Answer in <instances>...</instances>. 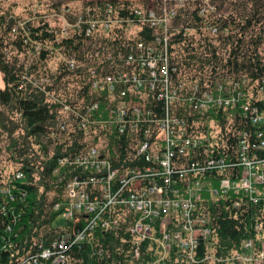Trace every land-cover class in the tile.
Here are the masks:
<instances>
[{
  "label": "trees",
  "instance_id": "16d2710c",
  "mask_svg": "<svg viewBox=\"0 0 264 264\" xmlns=\"http://www.w3.org/2000/svg\"><path fill=\"white\" fill-rule=\"evenodd\" d=\"M79 3L75 12L86 18L89 32L84 26L82 31L71 28L63 34L61 24L55 27L45 19L35 26L20 25L9 12L0 11V72L4 84L0 88V154L4 149L8 159L17 165L4 182L0 176V264L26 261L50 264L51 260L42 257L46 249L52 253L51 258L62 255V264L157 261L156 251L160 248L156 249V242L148 240L139 247V259L134 258L137 246L129 230L137 215L132 209L117 205L120 213L112 217L117 220V227L110 225L103 229L107 213L93 230L83 231L82 217L77 223L65 220L64 225L55 226L56 214L63 209L54 207L66 203V188L73 176L84 175L82 167L70 164L62 167L60 160L91 146H97L111 159V170L120 168L116 173L123 170V164L145 170V161L134 158L131 138L119 135L107 121L114 102L105 88L95 90L94 83L95 79L124 70L129 57H138L139 42L146 48L156 46V38H160L157 48L162 50L164 31L169 37L172 89L184 85L178 90L179 95L191 94L193 83L202 91L205 86L212 88L217 81L238 82V91L243 94L227 115L220 109L207 111L204 123H199L202 133L192 132L204 139L203 144L191 151L188 159L199 165L197 171H202L200 175L209 179L212 188L221 176L241 177L244 171L238 160L237 134L243 133L249 144L247 157L253 159L264 177V147L256 149L263 142L258 135L262 125L251 121V106L260 111L264 108V0H80ZM210 4L213 10L208 8ZM151 5L155 15L167 16L165 27L142 21L147 16V6ZM74 15L71 12L69 17L74 20ZM91 20L95 27H91ZM132 26H137V30L132 32ZM9 45L15 54H8ZM131 67H138L137 62H132ZM95 103L98 107L94 110ZM155 105L154 111H164L163 102ZM244 106H250L249 112L244 111ZM175 114L190 121L193 113L175 111ZM86 117L91 121L83 128ZM212 157L231 163L224 162L215 169L203 166V161ZM187 161L186 157L181 158L183 164ZM178 164L177 169L182 172ZM4 170L1 168L0 174ZM58 170L59 178H54L53 173ZM171 174L169 186L179 181L178 173ZM117 175L113 180L105 177L92 182L94 190L86 189L91 200L96 197L101 204L104 202L102 196H107V192L100 190L103 183L110 188L108 195L117 196L120 185ZM143 182L147 184V178ZM257 189L263 199L255 203L234 192L216 197L204 191L197 212L207 216L209 239L199 237L194 248L172 243L160 263L222 264L233 252L245 251L260 256L259 260L262 257L264 264V245L260 242L264 237V179ZM50 191L51 199L47 195ZM116 200L119 201L118 196ZM238 200L241 204L235 206ZM73 233H82L84 238L74 242ZM57 242L58 245L54 244Z\"/></svg>",
  "mask_w": 264,
  "mask_h": 264
},
{
  "label": "built area",
  "instance_id": "2783aa9c",
  "mask_svg": "<svg viewBox=\"0 0 264 264\" xmlns=\"http://www.w3.org/2000/svg\"><path fill=\"white\" fill-rule=\"evenodd\" d=\"M208 8L213 10L211 4L208 5ZM146 13L147 16L142 21H149L155 25L163 24L164 27L167 24V16L158 17L155 15L152 5L147 6ZM63 22L65 25V28L61 29L63 34L71 28L82 31L84 26L87 32L90 31L86 18L80 13L76 14L74 20L68 15L66 20L63 19ZM100 23L107 26L105 21H100ZM90 25L95 27V22L91 20ZM132 27L130 28L132 29ZM164 33L162 50L157 48L158 45L160 46V38H156V46L150 45L146 48L139 42L137 43L140 50L138 57L135 59L129 57L124 70L114 75L95 79L94 83L95 90L105 88L114 102L113 107L109 109L107 121L114 125L119 135L131 138L129 143L133 146L134 158L141 157L140 161H145L147 165L145 170L131 169L123 164L121 165L123 170L116 173L120 168L111 170V159L104 156L97 146H91L86 151L59 162L60 165L70 164L84 169L82 177L73 176L67 185L66 196L69 203L64 204L63 212L64 214L68 213L67 218H73L76 216L75 213L79 212L85 218L83 231H89L91 227L99 225L97 222L107 213L109 216L100 225L105 229L111 226L117 227V220L112 218L113 214L120 213L118 211L120 208L117 205L126 206L135 212L137 220L130 225L129 230L133 235L134 244L137 246L134 252L135 259L140 257V245L147 240L160 243L167 251L171 242L177 243L183 248L188 246L194 248L199 237L209 239L210 231L205 227L207 216L197 212V204L201 203L204 191L216 197H224L234 192V194L240 195V198L248 199L254 203L263 199V196L258 195L257 186L264 177L256 169L253 159L247 157L249 144L246 134H237L238 160H241L244 171V175L242 174L241 177L221 176L216 179V186L212 188L209 179L205 175H200L202 171H197L199 165L188 159L190 152L196 151L203 144L204 139L192 132L202 133V126L199 123L201 121L204 123L203 117L207 111L210 108L220 109L224 115H227L229 108L237 104L243 94L238 91L240 86L238 82L217 81L212 88L209 89L205 86L202 91L199 90L197 83H193L191 94L185 97L179 95L178 90H182L184 85L181 84L178 88L172 89L171 76L173 73H170L168 65L169 37L167 31ZM154 55H157L155 59ZM132 62H137L138 67H131ZM70 66H73L72 61ZM135 69H138V72ZM161 102L164 104L162 105L164 111L162 109L154 111L155 104ZM97 107L98 104L95 103L92 109L95 110ZM249 110L250 106H244V111L249 112ZM175 111L192 112L194 115L192 114L189 121L188 118L176 115ZM89 121L91 120L88 117L83 120V128L89 124ZM251 121L254 124L262 125V130L258 132V135L263 138V142L261 147L256 146L257 150L262 149L264 147V108L260 111L257 106H251ZM183 157L188 160L186 164L181 162ZM217 162H220L219 165ZM224 162L231 163V161L217 160L212 157L204 160L203 166L215 169L221 167ZM178 163H180L183 173L178 171ZM171 172L179 175V181L173 182V186L168 185ZM116 175L120 184L117 190L119 201L116 200L117 196L108 195L110 188L104 183L100 184V190L107 192V196H102L104 202L101 204L96 197L91 200V195L86 189L94 190L92 182L100 181L105 177L113 180ZM144 178H147V184H144ZM162 180L164 184L161 183ZM88 185L90 186L88 187ZM123 187L124 191H122ZM94 194L92 195L94 196ZM71 204L74 205V210L69 209ZM240 204L241 200H238L235 206ZM80 219L81 217L77 218L74 223L79 222ZM155 224H157V229H155ZM171 228L172 231H170ZM83 238L84 234L74 235L73 233L74 242ZM184 238L188 241L184 242ZM54 244L58 245L59 242ZM42 257L51 260L50 264L64 262L62 255L51 258L52 253L47 249L43 252ZM24 264L31 263L26 261Z\"/></svg>",
  "mask_w": 264,
  "mask_h": 264
},
{
  "label": "rangeland",
  "instance_id": "374dc122",
  "mask_svg": "<svg viewBox=\"0 0 264 264\" xmlns=\"http://www.w3.org/2000/svg\"><path fill=\"white\" fill-rule=\"evenodd\" d=\"M79 2L80 0H0V11L9 12L12 16L15 17V19L19 22L20 25L30 23V25L32 24V26H35L38 24V22L41 19L43 20L45 19L49 21V24H52L55 27L61 24V27L64 29L65 25H64L63 19L66 20L67 16L71 12H73L76 16L77 12L75 11H77L76 9H79V6H80ZM131 30L132 31L137 30V26H133ZM7 52L10 55H13L16 53V51L12 50L11 45L7 47ZM3 87H4V84L2 80V74L0 72V88H3ZM61 166L64 167L66 166V164H61ZM1 168L5 169L4 172L0 174L3 182L6 180V176H8L9 173L13 172L17 168V165L16 164L14 165L12 161L8 159V155L4 152V149L1 150V154H0V170ZM59 170L53 173L54 178H59V174H60ZM43 188L44 187H41L40 192L43 191ZM47 195L49 199H51L53 197V192L50 191L48 192ZM68 203L69 202L67 200L65 205ZM54 209H57V210L63 209L61 213L56 214V219L54 221L55 226L64 225L65 220L66 222L67 220L75 222L76 219L77 218L79 219L80 217H82L83 221H85V218L82 215H80L79 212L75 213L76 218L75 217L67 218L68 213H65V214L63 213L65 209L64 205H55ZM69 209L74 210V205H72L71 208ZM95 227H91V230H93ZM103 229L105 230V228ZM156 235L157 234L155 233L154 236L156 237ZM158 239L160 240V238ZM183 241L186 242L188 241V239L184 238ZM260 242L263 246L264 237L260 238ZM156 244H157L156 249L158 247L160 249H157L156 251L157 261L152 264H162L160 262L167 255V251L164 249V247L160 245V243L159 244L156 243ZM170 244H172V242ZM236 258L239 260H237ZM259 259H260V256L256 257L253 252L251 254H247L245 251L242 253L235 251L231 254L230 257L225 259L226 261L222 262V264H237V263L238 264H263L262 257H261V260Z\"/></svg>",
  "mask_w": 264,
  "mask_h": 264
}]
</instances>
